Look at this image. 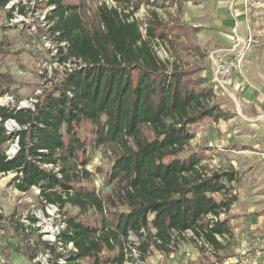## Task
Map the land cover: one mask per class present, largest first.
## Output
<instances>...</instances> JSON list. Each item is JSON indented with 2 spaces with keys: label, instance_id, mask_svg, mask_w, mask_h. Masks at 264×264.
I'll return each mask as SVG.
<instances>
[{
  "label": "trees",
  "instance_id": "16d2710c",
  "mask_svg": "<svg viewBox=\"0 0 264 264\" xmlns=\"http://www.w3.org/2000/svg\"><path fill=\"white\" fill-rule=\"evenodd\" d=\"M6 1L0 0V6ZM113 1L120 9L101 6V27L89 30L78 6L50 0L56 6L52 32H59L58 40L69 44L67 54L61 50L60 62L75 57L86 67L69 73L39 99L35 110L0 107V175L17 173L14 183L19 191L37 187L41 199L60 208L70 204L105 214V201L96 191L77 190L72 185L92 175L88 170L91 150L77 134V127L89 121L97 128L96 147L109 143L119 148L111 170L99 171L105 173L107 185L120 183L118 200L126 211L116 213L114 228L103 221L101 230L74 217L66 219L63 240L77 250L68 264L85 260L89 264H125L124 247L132 234L142 240L143 253L152 245L168 250L189 231L220 249L217 237L231 235L229 221H218L212 227L204 221L210 215L229 213L236 203L237 196L229 187L235 173L209 174L202 152L180 156L194 138L191 126L208 118L219 122L230 115L220 105L211 104L216 92L213 86L204 85L207 78L195 77L207 68L184 69L159 59L152 42L156 38L165 41L167 34L154 11L144 38L134 15L150 0ZM1 83L8 85L6 80L0 82V96L9 92ZM9 119L22 127L18 132L20 151L13 159L5 148L15 138L7 135L4 127ZM145 127L151 129L153 138L144 135ZM72 158L78 160L81 170L70 173L67 162ZM217 194L223 198L217 200ZM108 201L116 205L113 198ZM31 222L35 223L32 217ZM116 245L118 256L103 260L102 253L113 251Z\"/></svg>",
  "mask_w": 264,
  "mask_h": 264
},
{
  "label": "rangeland",
  "instance_id": "374dc122",
  "mask_svg": "<svg viewBox=\"0 0 264 264\" xmlns=\"http://www.w3.org/2000/svg\"><path fill=\"white\" fill-rule=\"evenodd\" d=\"M61 1L64 5L79 7L89 30L101 27L98 13L101 6L119 8L113 0ZM20 2L28 7L26 15H29L27 28L22 30L7 26V16L0 6V74L6 76L0 77V82L6 80L8 85H1L9 88L8 93L12 94L18 105L34 96L42 99L61 84L69 73H73L43 45L50 42L55 45L52 48H55L58 40L55 39L51 26H40L41 22L36 15H42L41 20L43 14H50L49 8L55 4H50V0ZM242 3L245 35L231 25L219 0H150L145 1L134 15L140 25H146L148 29L152 12L158 14L159 21L165 26L167 39L162 42L156 38L152 47L162 62L168 65L178 63L184 69L200 66L207 68L195 77L207 78L204 85L213 86L216 92L211 104L220 105L230 117L219 122L208 118L191 126L194 138L180 157L202 152L205 156L203 164L209 174L236 168L238 181L229 187L233 194L238 195V201L229 213H223L218 218L219 222L227 219L232 232L223 238L217 237L220 249H215L203 236L190 232L176 239L168 250L152 245L147 253H143L140 251L142 240L132 234L125 243L128 248V261L125 264H264V130L260 128L259 122L249 121L248 117L245 119L246 110L241 109L237 103L250 102L252 93L263 91L264 94V0H242ZM237 31L240 33L239 37H247V47L242 45L240 48L241 51L246 48L241 62H238L237 55L240 50L231 51L236 42ZM219 47L226 48L223 53L229 54L219 52V57H215L222 67V74L217 75L218 68L214 70L212 66V54ZM169 68L172 69V66ZM250 106H247L248 110H251ZM96 130V126L89 121H83L77 127L78 136L86 142L92 153L88 166L92 175L81 178L72 185L77 190L96 191L105 201L106 213L102 215L92 207L82 211L70 204L64 208L59 207V210L64 222L74 217L85 226L101 230L103 221L114 228L116 213L125 212L126 206L118 200L120 183L116 181L107 185L105 176L111 170L119 148L109 143L96 147ZM143 132L148 138H153L150 128L145 127ZM10 146L11 142L5 148L9 149ZM62 155L66 156L67 153ZM67 169L73 173L81 170V166L77 159L72 158L67 162ZM100 169L105 173H101ZM14 178L0 180V226L3 229L0 264H36V256L46 248L37 231L33 227L31 229V217L43 210L44 205L38 190L19 193L15 189ZM215 196L217 200L223 198L219 194ZM109 198L116 201L115 206L110 204ZM211 216L204 223H208ZM24 220L28 224L29 233H25L19 225ZM28 235L34 240L33 245L28 241ZM119 251V246L116 245L113 251L105 250L101 258L114 260ZM89 263L86 260L81 262Z\"/></svg>",
  "mask_w": 264,
  "mask_h": 264
},
{
  "label": "built area",
  "instance_id": "2783aa9c",
  "mask_svg": "<svg viewBox=\"0 0 264 264\" xmlns=\"http://www.w3.org/2000/svg\"><path fill=\"white\" fill-rule=\"evenodd\" d=\"M110 2L115 4L113 1H110ZM106 3H107V5L109 4L108 1ZM24 4L25 3L24 2L21 3L20 0H7L5 5L1 6L3 8L6 16H7L6 22H7L8 27H12V28L18 29V30H22V29L27 28L26 26H27V23L29 20V19H27V17H29V15H26L28 12L26 8H28V7H25ZM115 8H117V7L115 6ZM49 9H50V14H48V15L43 14V17L41 20H40V17L42 15H40V14L36 15L37 20H39L41 22L40 26H42V27H47L48 25L53 27L55 25L56 20H52L51 16H52L53 12L56 10V6L52 5V6H50ZM9 14H10V16H9ZM143 28H145V30ZM140 30H141L144 38H146V35H147L146 25L144 27L140 25ZM53 35L56 36L55 39L58 40L57 36H59L60 33L55 32ZM44 39H46V38H44ZM235 39H236V42H235V45L231 51H234V52L237 51L238 52V49L240 50L242 45L247 47L246 40L239 37V34H237L236 32H235ZM251 40H249V41H251ZM42 44H43V42H42ZM43 45L48 51H52L53 57H57L58 59H59V56L61 55V50H63V52L65 54H67L68 47H69L68 42L60 41V40H58V43H57L58 46H56L55 48H52V46H55V45H52L50 42H45ZM245 50H246V48L243 49L242 51L241 50L239 51L240 54H238V58L240 60L238 59V62L239 61L241 62L242 59L245 57V54H244ZM219 52L220 51L213 52L212 59L214 61H216L215 57H217V54ZM54 55H56V56H54ZM61 63H63L62 65L65 66L69 72L70 71L75 72L76 70H79V69L86 67V64L84 63V61L82 59L75 58V57H72V58L68 59L67 61H63ZM217 72H218V73H216L217 75L222 74V67L221 66H218ZM38 101H39L38 96H34V97L30 98L28 101L26 100L24 102H20V104L18 105V104H16V101H15L14 97L12 96V94L6 93V94L0 96V107H4V108L10 109V110L15 109L16 111L25 110V109L35 110V105L38 103ZM4 127H5L7 135H9L10 137H15L14 139L9 141V142H11L10 148L6 149V154H7L8 158L13 159L17 156V154L20 151L18 132L22 129V127L17 123V121L15 119L7 120L4 124ZM210 145H211V147L213 146L212 143ZM47 167H48V169L52 168V166H47ZM0 176H1V179L10 178L13 176L16 177L17 173H13V172L2 173ZM20 176H22V174ZM15 189L21 194L26 193V192L19 191L17 188H15ZM33 189L38 190L40 193L39 188L33 187L31 190H33ZM41 200L43 202L44 209L40 210V212L38 214H35V217L32 216V218L35 219V223H31V229L33 227L37 231L38 237L46 249L43 250V252H40L36 256L34 261L36 264H68V262L72 258L71 254L73 252H76L77 250L74 247L73 243H66L63 240V234L67 228L66 220L64 222V220L61 216L60 210H59V206L52 204V203H48L47 201H45L43 199H41ZM218 218H220V217L211 216V220L209 221L211 227L213 226V224H215L216 222L219 221ZM22 222L24 224L21 223V225H23L25 233H29L28 224H26L27 222L25 220ZM190 232L191 231L187 232L186 234H188ZM1 233L3 234V229L0 226V244H1V239H2ZM28 236H29L28 241L33 245L34 240L31 238L30 235H28ZM48 247H54L55 251L52 252V250ZM124 253L126 256L125 259H126V261H128V259H127L128 248L126 246L124 247Z\"/></svg>",
  "mask_w": 264,
  "mask_h": 264
},
{
  "label": "crops",
  "instance_id": "0c3cea01",
  "mask_svg": "<svg viewBox=\"0 0 264 264\" xmlns=\"http://www.w3.org/2000/svg\"><path fill=\"white\" fill-rule=\"evenodd\" d=\"M220 4L222 5V8H223V12L227 15V17L229 18L230 22H231V25L233 27H236L239 32L243 35L244 32H243V29H244V25H245V21L243 20V3H242V0H219ZM242 3V4H241ZM143 6V5H142ZM240 33H238L237 31V34L240 35ZM244 40L247 39L246 36H241ZM226 49L224 47H219L217 48V50H214L213 52H216V51H220L222 52V54L224 55H227L229 54L228 52H224L223 53V50ZM222 55V56H224ZM238 55V54H237ZM236 55V56H237ZM222 56H220V58H222ZM235 56V55H234ZM217 57H219V54H217ZM213 60V59H212ZM217 60V59H216ZM211 62V61H210ZM212 66H213V69L216 70L218 68L219 63H217V61H212ZM207 70V69H206ZM259 88V87H258ZM261 94V95H260ZM252 98H251V101L250 102H241L239 103L237 101V103L239 104V107L243 110L245 109L246 110V114L247 116L245 117V119L247 118V120L249 121H252L254 123H260V128H262L264 130V94H263V91H261L260 93H252ZM263 95V96H262ZM247 103H249L247 105ZM251 105V106H250ZM247 106H250L251 107V110H248L247 109ZM239 109V110H241ZM242 115V114H241ZM243 116V115H242ZM258 126L256 125V128ZM258 129V128H257ZM259 132V131H258ZM218 146V145H216ZM219 147V146H218ZM220 150L224 151L223 148H220ZM233 163V162H232ZM236 164V162H235ZM236 166V165H234ZM237 167V166H236ZM227 171H233L235 173V181H238V176H237V169L236 168H231V169H226L225 172ZM233 181V182H235ZM232 182V183H233ZM230 183V185L232 184ZM220 196H222L221 194H219ZM235 196H237V201H238V195L237 194H234ZM216 197V196H215ZM221 200V199H220ZM236 201V202H237ZM236 204V203H235ZM231 211V210H230Z\"/></svg>",
  "mask_w": 264,
  "mask_h": 264
}]
</instances>
